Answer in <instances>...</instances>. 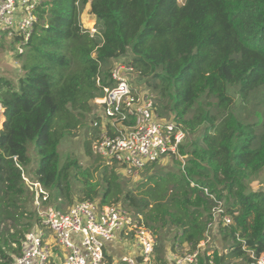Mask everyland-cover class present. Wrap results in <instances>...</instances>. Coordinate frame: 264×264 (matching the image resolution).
Segmentation results:
<instances>
[{"label": "trees", "instance_id": "trees-1", "mask_svg": "<svg viewBox=\"0 0 264 264\" xmlns=\"http://www.w3.org/2000/svg\"><path fill=\"white\" fill-rule=\"evenodd\" d=\"M87 2L99 36L80 28V10ZM17 56L20 74L15 79L0 75V264L12 263L11 253L19 254L31 226L21 222L24 212L19 211L24 194L31 195L22 179L31 143L37 161L32 179L53 199H71L74 166L79 201L121 200L123 207L144 213L148 227L169 225L179 231L175 239L193 246L202 238L213 204L198 187L205 186L225 202L232 219L218 229L222 244L232 250L220 256L215 251V264L244 256L236 234L248 248L264 251V189L249 187L264 167V119L258 135L256 124L230 110L228 92L238 85L240 97L247 98L264 86V0H44ZM119 56L160 96L170 97L173 117L187 130L205 125L199 142L180 148L189 155L185 172L172 158L176 170L148 173L152 163L137 193L123 188L114 166H104L95 180L74 161L61 164L58 155L60 140L87 114L93 116L92 101L100 94L95 79L107 84L110 64ZM201 97L215 99L219 119L200 106L186 117ZM7 219L20 227L2 228ZM203 263L200 258L198 264Z\"/></svg>", "mask_w": 264, "mask_h": 264}, {"label": "built area", "instance_id": "built-area-1", "mask_svg": "<svg viewBox=\"0 0 264 264\" xmlns=\"http://www.w3.org/2000/svg\"><path fill=\"white\" fill-rule=\"evenodd\" d=\"M43 1L0 0V39L5 36L15 42L17 54L23 53L39 21ZM79 25L91 37L99 36L94 21L89 27L83 21ZM131 72L138 77L128 59L119 56L111 63L107 84L101 85L100 77H96L100 94L93 98L90 124L99 132L91 142V152L119 165L126 176L137 177L143 168L166 157L177 159L185 172L189 155L181 154L180 148L187 142V128L175 117L160 116L155 95L132 84ZM22 179L31 192L40 226L24 233L21 250L10 264H105L106 245L114 241L130 250L122 260L126 264H150L156 240L140 215L119 204H100L97 199L58 207L50 203V193L39 181L28 179L24 173ZM198 187L213 203L202 238L193 246L182 242L185 247L171 264H198L200 258H204L203 264H215V251L220 256L232 250L212 241L221 226L232 223L225 212L227 205L207 187ZM236 240L244 256L234 257L229 264H264V251L248 248L238 234ZM126 242H132V248Z\"/></svg>", "mask_w": 264, "mask_h": 264}, {"label": "rangeland", "instance_id": "rangeland-1", "mask_svg": "<svg viewBox=\"0 0 264 264\" xmlns=\"http://www.w3.org/2000/svg\"><path fill=\"white\" fill-rule=\"evenodd\" d=\"M178 3H182L183 0H177ZM89 11V14L86 13ZM93 14L90 13V6L89 2H87L84 7L80 10L79 14V21L84 23L85 26L89 27L93 25ZM82 20V21H81ZM96 24V21H95ZM96 27H99V24H96ZM20 59L17 56V50H16V43L11 41L10 39H7L5 36H3L0 39V75H5L7 77H10L12 79H15L16 76L20 74V67L18 66L20 64ZM113 63V61L111 62ZM111 68V64L109 67V70ZM130 82L132 84L137 85V87L142 86L143 88L147 89L148 91L152 92L155 95V101L158 108V112L160 113V116L164 118L173 117V112L169 108V105L171 104V100L169 96H160L150 85H148L144 80L137 77V75H134L133 72L129 73ZM239 86L233 85L230 86L228 89L229 94L232 97V104L230 107V110L239 117V119L245 123H254L256 124L254 126L256 134L261 133V122L264 119V86H259L257 89L251 91L249 95H247V98H241L239 91ZM215 99L212 97H201L194 106L189 110L186 117L189 118L192 116L194 110L200 106L204 109H207L210 113L214 114L218 119L220 118V113L214 106ZM1 108V106H0ZM95 109V106L93 107V110ZM92 110V114H93ZM3 109H0V128L2 126L4 117L2 113ZM93 116L91 114H87L85 118H83L79 124L76 126V128L72 129L70 133L66 134L61 140L58 145V155H59V161L60 163H64L65 161H74L76 165L79 167V170L87 169L89 170L92 175L93 179L98 180L100 178V172L104 168V166H114L115 171L119 175V180L123 186V188L127 191H130L132 193H137L136 185L137 183L142 179L143 175L146 173V168L141 170L138 173L137 177H131L126 176L124 174L123 169L119 165H112L108 163L107 160L102 159L101 157L93 154L91 152V142L94 140L95 136L99 132V128H93L90 124V121L92 120ZM204 124L196 128L193 132H190L188 130L187 135V145L188 149L190 148V144L194 141H197L204 128ZM199 142V140H198ZM34 144L31 143L29 145L28 153L31 158L30 164L24 168V175L28 178L33 180V169L37 165L36 161V153L34 152ZM172 158L166 157L164 159H161L160 161L156 162L153 166L147 168L148 173H156L161 174L165 172H171L177 169L176 164L174 163V160H171ZM76 176L72 178V196L71 199H63V198H52V194L50 192L51 197V204H54L56 206L61 207H67L74 202L79 201L78 200V191L81 187V183L76 180V177L79 179L78 170H75L74 166L71 169V174H75ZM249 187L251 190H259L264 189V167L262 170L258 173L257 176L252 178L249 182ZM28 189V188H27ZM24 202H20V210L23 211V217L21 218L22 223L29 222L32 230L35 229V227H39V221L37 218V214L34 210V206L32 204L31 195L29 193L24 194ZM99 199V198H98ZM97 199V200H98ZM99 201V200H98ZM116 204H119L121 206H124L123 201H119ZM126 206V205H125ZM128 207V206H127ZM134 214L140 215V217L143 219L144 213L136 212L134 208L129 207ZM130 210V211H131ZM131 211V212H132ZM29 212H31V216L29 217ZM2 228L9 229L10 232H13V230L17 227L19 228L20 225L15 224V222L12 219H7L2 225ZM154 238L156 240L155 246H154V252L152 254V257L150 259V264H157L158 262H162L164 264H171L172 258L175 255H179L183 248V243L179 242L178 239L174 238V235L177 234L179 231L176 228H173L169 225H159L154 226L153 228L150 227ZM212 241H219L218 244H222L221 237L215 233L214 237H212ZM177 242V246L175 245ZM132 242H126V244L129 245L130 248ZM224 245V244H222ZM15 247V244H13ZM109 249L113 250L115 252V255H112L111 257L105 256L104 262L105 264H126L123 262V257L129 256L130 251L128 250L127 246H125L123 243L117 241L112 242L108 245H106ZM11 255L15 258L17 255L15 253H11ZM111 258V259H110ZM234 259V258H233Z\"/></svg>", "mask_w": 264, "mask_h": 264}, {"label": "crops", "instance_id": "crops-1", "mask_svg": "<svg viewBox=\"0 0 264 264\" xmlns=\"http://www.w3.org/2000/svg\"><path fill=\"white\" fill-rule=\"evenodd\" d=\"M95 19V17L93 16V20ZM95 22V20H94ZM20 67V64L18 65ZM220 236V235H219ZM120 241H117V243H119ZM226 246V245H225ZM130 251V250H129ZM112 255H115V252L111 249H109L108 247L105 248V256L107 257H111ZM116 256V255H115ZM111 259V258H110Z\"/></svg>", "mask_w": 264, "mask_h": 264}, {"label": "water", "instance_id": "water-1", "mask_svg": "<svg viewBox=\"0 0 264 264\" xmlns=\"http://www.w3.org/2000/svg\"><path fill=\"white\" fill-rule=\"evenodd\" d=\"M89 6H90V3H89ZM2 113H3V111H2Z\"/></svg>", "mask_w": 264, "mask_h": 264}, {"label": "bare ground", "instance_id": "bare-ground-1", "mask_svg": "<svg viewBox=\"0 0 264 264\" xmlns=\"http://www.w3.org/2000/svg\"><path fill=\"white\" fill-rule=\"evenodd\" d=\"M1 109V108H0Z\"/></svg>", "mask_w": 264, "mask_h": 264}]
</instances>
